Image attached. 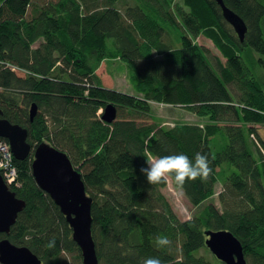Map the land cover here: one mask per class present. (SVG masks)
I'll return each mask as SVG.
<instances>
[{"label": "trees", "instance_id": "1", "mask_svg": "<svg viewBox=\"0 0 264 264\" xmlns=\"http://www.w3.org/2000/svg\"><path fill=\"white\" fill-rule=\"evenodd\" d=\"M122 1L0 0L2 117L28 130L33 149L48 143L81 173L93 198L99 264H143L149 257L215 264L200 254L208 230L233 233L248 264H264V139L257 128L264 126V88L243 57L251 49L264 66V0H224L247 26L243 42L215 0H186L188 12L167 7L168 0L121 8ZM152 6L159 19L147 13ZM166 23L180 32L179 48ZM200 36L221 53L216 66L194 44ZM117 58L133 68L141 96L106 83L103 64ZM153 102L188 107L202 121L171 128L148 123ZM108 104L117 112L112 123L99 114ZM197 152L209 156V178L182 187L172 180L199 208L183 221L162 192L168 183L151 185L140 169L146 154L194 159ZM32 162V155L14 160L17 182L10 189L26 207L0 240L29 248L42 264L72 258L83 264L65 216L37 185ZM218 184L221 208H200ZM160 235L169 246L157 247Z\"/></svg>", "mask_w": 264, "mask_h": 264}, {"label": "water", "instance_id": "2", "mask_svg": "<svg viewBox=\"0 0 264 264\" xmlns=\"http://www.w3.org/2000/svg\"><path fill=\"white\" fill-rule=\"evenodd\" d=\"M222 9L224 19L235 29L241 42L247 33L243 19L229 9L224 0H215ZM37 114L34 104L30 111L33 121ZM117 118L115 106L108 104L103 120L112 123ZM0 138L6 139L14 158L19 161L33 156L32 171L37 185L53 199L65 216L74 242L81 250L83 264H99L93 238V198L87 194L81 173L64 152L48 143L36 148L28 142L29 132L2 117L0 110ZM26 202L19 199L5 183L0 173V234L10 235ZM205 245L224 264H248L242 243L227 230L205 232ZM0 264H41V260L27 247L14 245L9 239L0 240Z\"/></svg>", "mask_w": 264, "mask_h": 264}, {"label": "rangeland", "instance_id": "3", "mask_svg": "<svg viewBox=\"0 0 264 264\" xmlns=\"http://www.w3.org/2000/svg\"><path fill=\"white\" fill-rule=\"evenodd\" d=\"M123 1L120 4V6L123 5L121 8H124V6L127 7L128 5L130 7H135L141 0H123ZM167 2H168L167 7L175 8L176 6H179L181 9L187 12L190 11L189 7L187 6L186 0H173L172 3L170 2V0H168ZM153 8L154 6H152L147 11V13L150 15H154V12L152 11ZM174 14H177L176 10L174 11ZM155 19H159V16H155ZM176 22L180 24L177 16H176ZM163 26L164 27L167 26L166 30H169L170 32L171 39H173L172 42L173 46H175V48H179L181 46L179 39L180 32L176 31L173 27L172 28L168 27L170 26L169 23L163 24ZM230 27L233 29L232 26ZM233 30L236 33L235 29ZM194 44H196L198 47L204 50V52L207 54V56L211 60V63L214 66H216V60L218 58H222V55L219 52V50L215 47L214 43L211 42L209 39L200 36L194 41ZM250 50L251 49H248L243 53L244 60L247 66L252 71V73L255 75V77L262 82L264 88V66L259 62V58H260L259 55L256 52ZM161 58L162 56H159V59ZM103 67L109 79L106 78V75L105 76L103 75V77L110 88L125 93L137 94L138 96H141V94L136 91L135 86L132 82V76L134 71L129 64L123 62L120 58L107 59L104 62ZM150 106L152 108L151 110H152V116L154 117V121L151 120V118L146 121L152 124L156 123L163 128H171L174 127V125L183 122L196 123L202 121L201 119L197 118L195 114L189 111L187 109L188 107L173 106V105L156 103V102L151 103ZM101 112L104 115L105 109L101 110L99 114H101ZM257 128L260 132V135L264 139V126L259 125L257 126ZM221 191H222V186L218 184L216 186L217 194L215 195V197L204 202L200 208L210 203H214L218 208H221V204L218 200V194ZM162 192L165 195L168 202L171 204L172 209L174 210L176 215L183 221L191 219L192 216L199 209L193 207L189 203L184 191L174 186L171 179L169 180L167 186L162 189ZM200 254L208 260H213L215 264H224L212 254V252L209 250L207 246L206 248L200 250ZM71 264H79V263L74 258H72Z\"/></svg>", "mask_w": 264, "mask_h": 264}, {"label": "clouds", "instance_id": "4", "mask_svg": "<svg viewBox=\"0 0 264 264\" xmlns=\"http://www.w3.org/2000/svg\"><path fill=\"white\" fill-rule=\"evenodd\" d=\"M145 158L147 167H142L140 171L151 185L165 184L171 179L176 185L182 187L189 181L206 180L212 172L209 156L200 152L196 153L194 159L183 153L163 156L146 154ZM170 243L167 236L156 237L157 247L163 248ZM54 245L55 241H52L48 246ZM143 264H163V261L156 257H149Z\"/></svg>", "mask_w": 264, "mask_h": 264}, {"label": "built area", "instance_id": "5", "mask_svg": "<svg viewBox=\"0 0 264 264\" xmlns=\"http://www.w3.org/2000/svg\"><path fill=\"white\" fill-rule=\"evenodd\" d=\"M14 160L9 142L0 138V173L9 188L17 182V170Z\"/></svg>", "mask_w": 264, "mask_h": 264}, {"label": "flooded vegetation", "instance_id": "6", "mask_svg": "<svg viewBox=\"0 0 264 264\" xmlns=\"http://www.w3.org/2000/svg\"><path fill=\"white\" fill-rule=\"evenodd\" d=\"M15 245V244H14ZM20 247V246H19ZM38 258L41 260V264L43 263L42 259L38 256ZM82 263H83V257H82Z\"/></svg>", "mask_w": 264, "mask_h": 264}]
</instances>
